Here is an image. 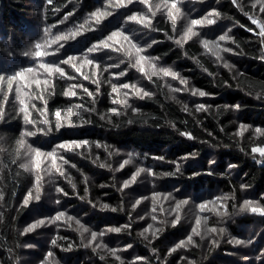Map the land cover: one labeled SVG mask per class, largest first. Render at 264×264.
Masks as SVG:
<instances>
[{
    "label": "trees",
    "instance_id": "16d2710c",
    "mask_svg": "<svg viewBox=\"0 0 264 264\" xmlns=\"http://www.w3.org/2000/svg\"><path fill=\"white\" fill-rule=\"evenodd\" d=\"M107 1L0 0L2 264H15L11 257L23 241L20 224L28 215L26 206H17L32 182L30 173L22 166V139L34 143L36 147H46L50 152L59 143L87 142L70 154L64 149L59 150V157L63 156L67 164L75 165L73 168L67 166L65 170L67 164L63 162L65 175L60 186L67 195L60 193L57 198L59 204L49 206L41 198L38 207L54 212L56 208H65L86 223L89 229L104 231L103 237L110 243L123 241V250L113 248L115 255L109 251L94 250L86 244L82 233L76 232L78 230L70 224L72 234L59 233L56 239L57 254L65 263L160 264L158 259L162 256L167 258L168 243L164 240L174 235L178 227L168 229L165 236L157 234L155 242L145 239L139 226H136L138 222L132 212V201L118 190L113 158L117 155L116 151L121 150L138 166L150 171L148 178L155 188L167 189L175 197L189 194L193 200L203 201L219 193L234 196H228L220 219L227 222L230 233H237L245 242L242 248L244 258H239V264H264V214L244 211L239 205V202L249 200L253 202L252 206L264 208V156L251 151L253 146H264V136L255 131L256 128L264 129V41L258 35L260 27L252 23L254 18H258L264 25V0H175L190 20L204 21L208 18L215 22L197 25L199 36L179 43L175 32L177 26L165 15L151 19L148 28L141 23L139 27L128 22L119 27L128 31L129 34L120 32L128 36L131 43L117 37L108 41L112 44L111 48L104 49L100 56L91 57L86 54L87 49L110 36L109 32L95 24L92 17L95 11L108 5ZM133 4L135 2L126 7L127 12ZM140 5L145 8L144 3ZM148 13L152 14L150 8ZM130 14L127 13L125 18ZM90 28H94V35L87 36ZM76 30H80L81 35L74 40H56ZM225 33L231 39L222 41L223 46L232 51H220L229 67H224L222 59L218 61L213 52L205 49L200 42L203 39H219ZM153 41L156 43L153 44ZM61 44L62 48L59 47ZM132 44L145 49L140 55L149 57L148 62L142 60L140 65L132 67L139 59ZM149 44L152 47H147ZM114 48L121 51H114ZM37 50L48 55L37 57ZM69 56L77 57L76 64L82 58L86 60V57L92 59L93 64L87 68L80 65L77 72V65L73 68L71 64L63 63ZM156 57L159 59H151ZM117 64L118 68L109 67ZM153 64L158 67L156 70L161 67L178 72L181 78L188 81L189 89L197 88L208 95L199 97L193 96L191 91H183L185 85L178 84L179 79L171 76H166L164 84L157 75L148 78L147 70ZM141 66L144 72L139 71ZM54 67L63 69L66 75L51 73ZM26 69L32 71L26 72ZM19 72L23 76L12 80L15 84L11 83L7 92L8 78ZM120 72H125V75L120 76ZM85 76L88 79H84ZM16 80L22 82L20 91ZM123 84L136 85L152 95L140 99L135 95V89H124L121 87ZM73 85L82 87L73 88ZM113 85L117 86V92L112 91ZM84 88L92 95L84 92ZM70 90L76 91V96L64 95ZM113 95L121 99L129 97L130 107H125L121 99H114ZM80 104H83V109L76 107ZM199 104H204L208 110L197 112L195 109ZM185 105L189 111L184 110ZM225 105L229 107L225 108ZM235 105H239V109L234 108ZM24 109L28 118L35 121L34 124L25 122ZM58 109L61 112L59 122L64 125L59 130L56 129L58 121L55 115ZM77 111L90 123L81 124L80 117L75 115ZM44 119L48 120V124L43 123ZM69 120L76 126H68ZM239 120L249 122L253 131L247 130L238 135ZM37 128L44 131L51 128V132L47 135L43 132L34 136L25 135L36 132ZM181 133H190L194 138L189 139ZM97 144L100 146L97 147ZM192 153L196 155L193 157ZM186 156L189 158L183 159ZM229 165L235 167L230 168ZM69 170V178H66ZM164 173L171 175L165 176ZM72 184L76 187L73 188ZM43 201L46 202L44 198ZM103 204L109 207L102 209ZM209 221L211 225L217 222L212 218ZM110 225L118 226L122 231L108 232L106 228ZM188 256H192L194 261L200 259L197 251L188 252ZM208 256L204 264H215L233 254L211 249ZM180 264L192 263L186 259Z\"/></svg>",
    "mask_w": 264,
    "mask_h": 264
},
{
    "label": "rangeland",
    "instance_id": "374dc122",
    "mask_svg": "<svg viewBox=\"0 0 264 264\" xmlns=\"http://www.w3.org/2000/svg\"><path fill=\"white\" fill-rule=\"evenodd\" d=\"M112 2L114 3L115 0H112ZM134 2L135 5L133 4L132 8L128 12L126 7L130 6L131 4L127 5L124 8H120L121 11L118 12V9L114 10L111 4L108 3V5L102 7L100 11L112 12L113 14L111 16H107L101 22V24L97 26L104 28L105 31L109 32L111 35V33L114 31L116 32L122 30L126 32V30L124 28L119 27V25H127L128 22L129 25L132 26L138 25L139 27H141L140 23H137L136 21H129L127 19L129 16H132L134 14L137 15L138 17H145L149 21L157 16L165 15L168 18H170L173 21V23L176 24L177 28L175 32L178 41L180 42L186 41L184 39V36L189 28H192L193 31L198 33L197 29L199 27L197 28L196 27L197 25H192V20L188 18L187 12L183 11L184 9L181 5L177 4V2L175 1L176 8L179 9V11L172 8V3L174 2V0H147V3H144L145 4L144 9L140 7L141 6L140 4H142L140 0H134ZM149 8L152 14L148 13ZM129 12H131V14L128 15L127 18H125L126 14ZM209 12L211 13L212 10H209ZM254 20L256 21L258 27H261V25H263V23L260 22L258 18H254ZM94 32H95L94 28H90L89 33L86 34L87 36L94 35ZM126 33H128V31ZM194 37L196 36H193L191 38ZM213 41L218 42L219 49H217L212 44L209 45V48H211L213 51H219V55L222 57V63L227 62V59H225L224 54L220 51V49L226 47L223 46L222 41H219V39H214ZM103 50L104 49H102L99 52L86 53V54L90 55L91 57L94 55L100 56V53ZM129 50L133 52L131 49ZM87 59L90 58L86 57V60ZM86 60L82 58L81 61H78V64L75 63V60L73 62L75 65H77V68L79 69L81 68L80 65L87 68L91 65L87 64ZM156 68L158 67H155L154 69L151 65H149V69L147 70L148 78L149 77L151 78V76H153L152 73L154 70H156ZM160 68L161 67H159V69ZM158 70H156V75L163 84L166 83V76H164L163 73L159 72ZM50 72L53 73L52 69L50 70ZM23 81L26 82L25 80ZM11 83L12 81H8V83L6 84L5 89H7V92L8 89L10 88ZM16 83L20 91V88L22 87V82L16 80ZM12 84H15V82ZM178 84L182 85L180 81H178ZM190 89H192V87H190ZM143 91L145 92L146 90ZM7 92L5 91L6 94ZM112 97L114 99L117 98L118 100L121 99L120 97H117L115 95H113ZM120 101L122 104L123 103L128 104V102L129 103L131 102V99L129 97H125ZM241 125H245L247 126V128L242 129L240 127ZM247 130L253 131L251 124L249 122H244L239 120L238 132L246 133ZM22 146L24 148L23 156H22L24 157V159L22 160V166L25 169H27V171L30 173L32 182L27 186L25 195H23V197L20 199L17 205V206L24 205L25 198L30 197L29 203L26 206V208L28 209V215L26 216V218L22 220V223L20 224V232H21L20 234L21 237H23V241L18 247L19 251L14 250L15 253L12 254L11 259L14 258L12 260L15 262V264H68L65 263L64 259L59 257L57 254L58 247H56L57 246L56 239L59 238L57 236L60 235L59 233L72 234V232L69 231V229L71 228L70 224H72L73 229L76 228L78 230L76 232L82 233L80 226L82 225L83 227H85L86 223H84L82 220H79L77 217H74L72 215V212L68 210L66 211L65 208H62L63 210H60L59 208L55 207L56 210L54 212V210L46 207L45 208L38 207V203L41 199L39 201H36L34 199L36 195V188L39 187L42 202L46 203V205L59 204L57 203L58 201L57 198L62 192H57L56 189L57 187L61 188L60 184L63 180V176L60 175V171L64 172L63 161L59 159L58 155L55 156V158L47 156L46 154L49 153L50 150H47L46 147H42V148L36 147L34 146V143L31 144L29 141H26L25 139H22ZM36 149H39V151L41 152V156L39 157L36 156L35 154ZM67 153L70 154L71 151ZM116 154H117L116 157L113 158V162H115L116 164V168L114 170L118 176L117 179L119 185L118 190H120L122 193L125 194V196L128 197L127 200L132 201V205H133L132 212L138 222L136 226H139V229L143 234V236L145 237V239L151 242H155V240L158 239V235H160V237L165 236L167 235L166 233L168 229L172 230L173 228L178 227V230L174 235L170 236V238H168L167 240H164L165 243H168V246L166 247L167 258L164 259V256H162L160 259H158L159 260L158 262H160V264H180L181 261H184L186 259H189L192 264H204L205 263L204 260L209 258L208 252L211 249L213 250L216 249L217 252L219 253L230 252L233 254V256L229 257L228 259H221L217 261L215 264H239L240 262L239 258L240 257L242 259L244 258L242 248L245 246V242L239 238L237 233H233V232L230 233L231 228L228 227L227 222L220 219V216L223 215L225 212L228 196H230V198L234 196L224 195L222 193H219L218 196L214 195L203 201L193 200L189 194L182 195L181 197L180 196L175 197L167 189L160 190L154 187L153 181H151L148 178L150 171L145 169L143 166H138L130 157L122 153L121 150L116 151ZM126 161L127 163H125ZM121 165H124V167L121 168ZM67 166L72 167V165L67 164L66 167L64 166L65 170L68 169ZM57 169H59L60 171H58ZM138 169H141L142 171L140 172L139 176H137L135 182L129 185V187L127 188H122L124 182L131 180L133 174L136 173ZM70 172L71 170L66 172V178H69ZM71 175H73V173H71ZM149 185H150L149 189H146ZM134 188L136 189L135 191H133ZM154 192L162 194L155 201L153 200ZM49 193H51V195ZM165 194H170V198L164 199L163 196ZM197 195L198 197L202 196V194H197ZM43 198L44 200H46V202L43 201ZM137 200L140 201L139 204H136ZM179 200H188L189 203L181 206V208L178 211H176L175 210L176 202ZM245 201L246 200L239 202V205L243 207ZM201 203H206V207L203 210L198 208V205ZM127 210H131V209L127 208ZM60 211L66 213V217L61 221H57L55 223L42 224L38 228H34L31 232L25 234L24 230L30 224H34L38 220H45V221L50 220L52 217L55 216L57 212ZM177 214L180 216V219L175 225H173L172 221L176 219ZM68 216L72 217L73 219L67 220ZM153 216L156 217L155 220H153L152 218ZM197 216L200 217L199 225L196 224ZM210 218L217 220L215 225H211L209 221ZM77 220L80 221L79 225L76 223ZM150 225L151 228H149ZM162 227H166V229L160 231ZM193 227H196L198 232L201 233V235L199 236L192 235ZM85 228L88 227L86 226ZM110 228H120V227L110 225L107 226L106 229H110ZM91 232L100 233L104 231H99L98 229L95 230L89 229L88 232L82 234L86 244L90 245L94 250H104L105 252H108L110 249L119 248V247L120 249L123 250V241L114 244V243H110L109 240L99 235L97 236L96 240L92 241V243L90 244L89 241H91L92 239ZM153 233H155V235H153ZM190 235H192V242L188 243L187 238ZM53 241H55V243H53ZM181 241H185L184 246L177 248L176 245L179 244ZM235 241H239L240 243H235ZM96 245H101V247L97 248ZM173 249H175V251H173ZM122 250H119V252H123ZM190 251L199 252L200 259L194 261L192 259V256L191 257L188 256V252ZM49 252H51L52 255L47 259H45ZM109 252L111 253V251ZM120 256L116 255L117 258H120ZM117 260L119 262H122L120 261V259ZM0 264H2L1 260H0Z\"/></svg>",
    "mask_w": 264,
    "mask_h": 264
},
{
    "label": "snow or ice",
    "instance_id": "6c2138e0",
    "mask_svg": "<svg viewBox=\"0 0 264 264\" xmlns=\"http://www.w3.org/2000/svg\"><path fill=\"white\" fill-rule=\"evenodd\" d=\"M49 2H51V0H49ZM133 2H134V0H115V2L113 3L112 0H108V3L111 4V6L113 7L114 10L115 9L124 8L127 5L132 4ZM140 2L141 3H147V0H140ZM172 8L173 9H176L177 11H179V9L176 8L175 0L172 3ZM112 14H113L112 12H101L100 10H97V12H95V13L92 14V17H94L95 24L96 25H99V24H101V22L107 16H111ZM66 19H67V17H66ZM127 19L129 21H136L137 23H141V24H143V26L145 28L150 27V24H151V22L149 20H147V18H145V17H138L135 14L132 15V16H129ZM214 22L215 21H213L212 19L205 18L204 21L193 20L192 21V25H201V24H204V23L211 25ZM252 23L255 24L256 21L253 19L252 20ZM81 27H83V26H81ZM249 30L251 31V29H249ZM46 31H47V29H46ZM79 35H81L80 30H76V31L70 32L67 35L59 36V37L56 38V40H74ZM197 35H198L197 32L193 31L192 28H189L188 31H187V33H185L184 39L187 40V39H190L191 37L197 36ZM258 35L261 37L262 41H264V25H261L260 32L258 33ZM117 37H122L124 40H129V37L128 36H124L123 35V32H120V31L112 32L111 35L109 37H107L106 40H102L98 44H93L91 47H89L87 49V53H95V52L101 51L102 49L111 48L112 47V44H110L108 41H114L115 38H117ZM226 39H231V37L228 36L227 33H225L224 35H221L219 37V41H225ZM55 42L56 41H53V43H55ZM129 43H131L130 40H129ZM152 43L155 44L156 41H153ZM177 43H179V41H177ZM201 44L203 45V47L205 49H208L209 51H213L211 48H209V45L210 44L214 45L217 49H219V44H218L217 41H210L208 39H203V40H201ZM59 47L62 48L63 47V44H61ZM131 47L136 50V53L139 56V59H137L136 64L135 65H132V67H136L137 65H140V62L142 60L145 61V62H148L149 61V57H147V56H141L140 55V53L143 52V51H145V49L140 48V47H137V45H135V44H132ZM147 47H149V48L152 47V44L147 45ZM36 48L39 49L40 48V45L37 44L36 45ZM113 50L114 51H117V52L121 51L120 48H114ZM57 51H59V48L57 49ZM222 51H224V52H231L232 49H230V48H223ZM30 54H27L26 53V55H30ZM35 55L37 57H39L41 55H45L46 56V55H48V53L47 52H44L42 54L39 50H37L35 52ZM213 55L216 56V59L218 61H220L222 59V57L219 55V51H213ZM75 59H76V57L69 56L66 60L63 61V63L64 64H71L73 68H76V65L72 63ZM151 59L152 60H158L159 58L156 57V58H151ZM86 63L89 64V65H91V64H93V60L87 59L86 60ZM46 66H48V65H46ZM109 67H116V68H118L119 65L118 64L117 65H110ZM152 67L155 69V65L154 64L152 65ZM224 67H229V65L227 64V62L224 63ZM48 68H49V66L46 69H48ZM24 71L31 72L32 70L31 69H26ZM52 71L58 72L61 76L66 75L64 73L63 69H61L59 67H54L52 69ZM76 71L79 72V68H76ZM139 71L144 72L143 66H141L139 68ZM158 71L161 72V73H163L164 76H171L173 79H179L180 83L182 85H185L183 91H185V92L191 91V94L193 96L205 97V96L208 95V93H206L205 91H202V90L197 89V88L189 89L188 86H187L188 85V81L186 79H184V78H181L180 77V74L178 72L173 71L170 68H160ZM152 74L153 75H156V71L154 70ZM119 75L120 76H124L125 75V72H120ZM22 76H23V73L22 72H19L18 74L16 73L15 76L9 77L8 79H9V81H12V80H15L18 77H22ZM0 79H2V78H0ZM84 79H88V76H85ZM93 82L95 83V81H93ZM76 87H82V85H73V88H76ZM121 87L124 88V89H128L129 87H132L133 89H135V95L138 96L140 99H145L146 97H150L152 95L149 92H144L142 89L138 88L136 85H131L130 86L129 84H123ZM83 90H84V92L88 93V95H90V96L92 95V93L88 92V89L87 88H84ZM112 91L113 92H117L118 91V88H117L116 85H113L112 86ZM174 91H177L178 92V91H181V89H174ZM76 94L77 93L74 90L66 91L64 93L65 96H76ZM125 95H128V94L125 93ZM21 103H23V101H21ZM45 103H47V102H45ZM94 103H95V97H93V104ZM76 107L78 109H83V104L77 105ZM125 107H130V105H128L127 103H125ZM228 107L229 106L225 105V108H228ZM233 107L236 108V109H239V105H235ZM85 110L86 111H92L94 109H85ZM132 110L133 111H137V109H135V108H133ZM184 110L185 111H189L187 105L184 106ZM195 110L197 112H204V111H207L208 108L204 104H199V105L196 106V109ZM69 111H71V110L69 109ZM113 111H115V110L113 109ZM23 112H24V116H25V122L28 123V124H34L35 121H33V120H31V119L28 118V112H27V110L24 109ZM117 114H119V113H117ZM55 115H56L57 121H58L57 124H56V129L59 130L61 127L64 126L62 123L59 122L60 121V117H61V112H60L59 109L56 111ZM75 115L77 117H80V123L81 124L90 123V121L84 120L83 117L80 116V112L79 111H77L75 113ZM101 118L103 119V117H101ZM43 123L44 124H48V120L47 119H44L43 120ZM68 126L73 127V126H76V125H73L71 123V121L69 120L68 121ZM240 127L242 129H246L247 128V126H245V125H241ZM255 131L260 136H264V129L256 128ZM38 132H43L44 135H47L49 132H51V128H49L47 131H44L43 129L37 128V131L36 132H27V133H25V135H27V136H34ZM181 134L187 136L189 139H193L194 138V137H192V135L190 133H181ZM237 134L238 135H242V132H238ZM86 143H87L86 141H70V142H65V143H62V144L57 145V147L54 148L52 152H49L46 155L49 156V157H54L55 158V156L58 155L60 149H64L66 151H75V149L77 147H79L81 144H86ZM99 146L100 145L97 144V147H99ZM251 151H252V153H259L261 156H264V146H253L252 149H251ZM35 154H36L37 157L41 156V152L39 151V149H36L35 150ZM195 155H196V153H192L191 154V156H193V157ZM188 158L189 157H187V156L186 157H183V159H188ZM59 159L62 160L65 164L68 163V161L65 160L63 156H60ZM158 159H162V158H158ZM125 163H127V161ZM72 167H75V165H72ZM101 167H104V165H101ZM123 167H124V165H121V168H123ZM229 167L230 168L231 167H235V165H229ZM57 170L60 171L59 169H57ZM141 171H142L141 169H138L137 172L133 174L131 180H128V181H125L124 182L122 188H127V187H129V185H131L132 183H134L135 180H136V178H137V176H139V174H140ZM178 171H179V166L177 167V172ZM60 175L63 176V175H65V173L63 171H60ZM163 175L167 176V175H171V174L170 173H164ZM69 183H71V180H69ZM72 187L75 188L76 185L75 184H72ZM242 187H243V185H242ZM56 190H57V192H62L65 196L67 195V193L66 192H63V189L60 188V187H57ZM85 191H87V189H85ZM161 195H162L161 193H155L154 192L153 193V200L155 201ZM163 198L164 199H169L170 198V194H165L163 196ZM29 199H30V197H26L25 198V200H24V205L25 206L28 205ZM34 199L36 201H39L41 199L40 188L39 187L36 188V195H35ZM81 199H83V197ZM57 203H59V201H57ZM139 203H140V201L137 200L136 201V204H139ZM188 203H189L188 200H179V201H177L176 202V209L175 210L178 211L181 208V206L186 205ZM252 205H253V202L252 201L246 200L244 202L243 210L244 211H251L252 213L264 214V208L259 207V206H252ZM108 207H109V205H107V204L101 205V208L102 209H107ZM134 207H135V205H134ZM205 207H206V203H201V204L198 205V208L201 209V210L205 209ZM112 210L115 211V209H112ZM65 217H66V213L63 212V211H60V212H57L55 214V216L52 217L50 220H47V221H45V220H38L34 224H30L24 230L25 231V234L28 233V232H31L34 228H38L42 224H45V223H55L57 221H61ZM152 218H153V220L156 219L155 216H153ZM72 219L73 218L70 217V216L67 217V220H72ZM179 219H180V216L177 214L176 219H174L172 221V224L175 225L179 221ZM76 223L79 225L80 224V221L77 220ZM196 224L197 225L200 224V217L199 216H197ZM124 227H129V226L128 225H125ZM80 228H81L82 234L89 231L88 228H85L82 225L80 226ZM149 228H151V225L149 226ZM121 231H122V228H110V229H108V232L120 233ZM160 231H163V229H160ZM98 235L101 236V237H103L105 235V233L104 232H100V233L91 232V238L92 239H91V241H89V243L91 244L92 241H95ZM153 235H155V233H153ZM192 235L199 236V235H201V233L198 232V230H197L196 227H193L192 228ZM192 235H190L187 238V242L188 243H191L192 242ZM53 243H55V241H53ZM235 243H240V242L239 241H235ZM184 244H185V241H181L179 244L176 245V247L177 248H180V247L184 246ZM96 247L97 248L98 247H101V245H96ZM128 247H131V245H129ZM109 251H111L112 254L115 255V251L116 250L110 249ZM173 251H175V249H173ZM51 255H52V253L49 252L47 254V256H46L45 259H47Z\"/></svg>",
    "mask_w": 264,
    "mask_h": 264
}]
</instances>
